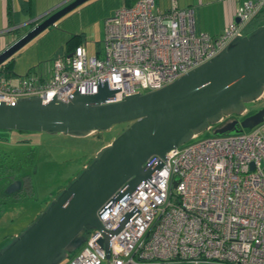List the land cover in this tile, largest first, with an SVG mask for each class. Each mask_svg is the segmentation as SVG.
<instances>
[{
    "label": "built area",
    "instance_id": "1",
    "mask_svg": "<svg viewBox=\"0 0 264 264\" xmlns=\"http://www.w3.org/2000/svg\"><path fill=\"white\" fill-rule=\"evenodd\" d=\"M264 0H245L218 34L196 31L193 6L170 0L122 4L105 18L102 47L86 42L53 58L43 72L29 71L14 83L0 64V101L39 95L68 101L73 92L113 90L108 101L159 88L219 52ZM193 137H196L194 135ZM149 177L132 192L119 187L101 207L100 221L115 228L109 256L100 229L60 264H264V120L247 131L213 135L151 155Z\"/></svg>",
    "mask_w": 264,
    "mask_h": 264
},
{
    "label": "water",
    "instance_id": "2",
    "mask_svg": "<svg viewBox=\"0 0 264 264\" xmlns=\"http://www.w3.org/2000/svg\"><path fill=\"white\" fill-rule=\"evenodd\" d=\"M84 1L70 0L34 24L0 52V64ZM112 94L100 83L96 92L76 88L68 101H43L39 95L0 101V128L5 129L84 136L128 122L32 222L0 247V264H60L92 228L103 232L97 244L109 256L110 237L124 219L105 228L101 207L123 184L130 193L149 177L153 165L146 160L151 155L164 156L208 128L214 135L239 133L262 122L264 104L245 112L247 102L264 94V24L233 37L210 59L159 88L108 101Z\"/></svg>",
    "mask_w": 264,
    "mask_h": 264
},
{
    "label": "rangeland",
    "instance_id": "3",
    "mask_svg": "<svg viewBox=\"0 0 264 264\" xmlns=\"http://www.w3.org/2000/svg\"><path fill=\"white\" fill-rule=\"evenodd\" d=\"M115 3L116 0H85L58 17L55 23L48 25L13 54L15 71L23 75L35 69L47 72L53 58L61 54L67 39L74 33L83 34L88 54L95 53L102 47L105 17ZM263 101L264 96L247 102V107ZM236 116L240 118L242 115ZM126 123H114L107 129L84 136L0 128V136H3L0 137V175L10 172L28 177L27 187L18 200L0 203V247L32 222L78 175L83 164H87L100 147L122 131ZM247 130L249 128H243V131ZM213 135L212 128H208L189 141ZM105 263L103 260L102 264Z\"/></svg>",
    "mask_w": 264,
    "mask_h": 264
},
{
    "label": "crops",
    "instance_id": "4",
    "mask_svg": "<svg viewBox=\"0 0 264 264\" xmlns=\"http://www.w3.org/2000/svg\"><path fill=\"white\" fill-rule=\"evenodd\" d=\"M68 1L70 0H48L46 2L44 0H0V52L5 49L11 42H13L18 36L22 35L34 24L38 23L45 16L51 13L54 9L61 6L60 4L67 3ZM134 1L135 0H116L114 7H112L111 10L108 11L109 13L107 14V16L112 15L115 10L122 4L129 5L134 3ZM177 1L181 7L193 6L196 31H204L214 35L221 32L227 23L235 19L236 8L239 5L243 4L245 0ZM155 2L156 5L161 9H166L170 5V0H155ZM43 10L45 11L43 12ZM261 24H264V13H262L261 16L253 18L247 24L246 30H250L252 28L254 29L256 26H259ZM72 50L73 49L67 50L65 45L61 53H68ZM13 70L15 71L14 63ZM22 75L23 74H18L15 71L13 75L8 77L12 80V82L16 83ZM262 96H264V94ZM263 104L264 101L254 104V106L247 107V111L245 112V114L255 111ZM85 164L86 163H84L83 165Z\"/></svg>",
    "mask_w": 264,
    "mask_h": 264
},
{
    "label": "flooded vegetation",
    "instance_id": "5",
    "mask_svg": "<svg viewBox=\"0 0 264 264\" xmlns=\"http://www.w3.org/2000/svg\"><path fill=\"white\" fill-rule=\"evenodd\" d=\"M5 138L7 137L5 136ZM27 182L28 177L26 175H17L10 172L0 175V203L7 200H18L21 193L26 189Z\"/></svg>",
    "mask_w": 264,
    "mask_h": 264
},
{
    "label": "trees",
    "instance_id": "6",
    "mask_svg": "<svg viewBox=\"0 0 264 264\" xmlns=\"http://www.w3.org/2000/svg\"><path fill=\"white\" fill-rule=\"evenodd\" d=\"M262 13H264V8L263 9H261L253 18H256V17H258V16H261L262 15ZM252 18V19H253ZM251 19V20H252ZM250 20V21H251ZM249 21V22H250ZM248 22V23H249ZM257 27V26H256ZM253 29V28H252ZM252 29H250V30H246L247 32L248 31H251ZM85 41V40H84ZM83 41V34H81V33H74V34H72L68 39H67V41H66V49L67 50H71V49H74L75 48V46L76 45H78V44H80V43H82V42H84ZM62 54V53H61ZM65 54V53H64ZM4 67H3V70H4V72L6 73V75L7 76H11V75H13L14 73H15V71L13 70V58H10V59H8L7 61H5L4 63ZM30 71V70H29ZM28 71V72H29ZM126 124H128V122L126 123ZM109 141V140H108ZM107 141V142H108Z\"/></svg>",
    "mask_w": 264,
    "mask_h": 264
}]
</instances>
